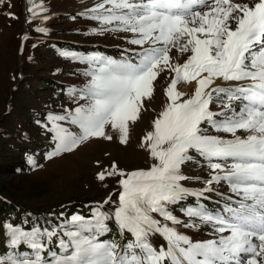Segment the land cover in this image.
Segmentation results:
<instances>
[{
    "label": "snow or ice",
    "instance_id": "6c2138e0",
    "mask_svg": "<svg viewBox=\"0 0 264 264\" xmlns=\"http://www.w3.org/2000/svg\"><path fill=\"white\" fill-rule=\"evenodd\" d=\"M28 4L31 18L46 11L38 0ZM90 11L102 30L131 33L127 42L139 50L135 59L73 57L90 66L84 73L90 79L70 94L88 103L48 114L42 127L56 145L49 159L92 138L112 140L108 125L126 144L129 123L139 119L160 73H174L166 88L168 104L143 141L153 165L125 173L112 164L97 173L101 182L122 177L114 219L133 240L123 247L98 241L113 219L100 206L91 218L73 215L57 228L3 225L9 247L27 246L31 254L14 251L0 256V264H264V0H102ZM173 48L190 55L182 64L173 62ZM181 85H192V91ZM214 103L220 111L212 110ZM204 125L232 138L210 135ZM193 151L211 169L206 187L195 191L184 186L189 178L182 172ZM221 182L238 199L216 193L225 201L219 211L203 203L188 207L184 215L191 219L185 223L170 210L187 197L210 199L206 194ZM170 224L196 229L203 224L218 236L194 241ZM157 234L166 248L151 243ZM53 239L59 251L48 248Z\"/></svg>",
    "mask_w": 264,
    "mask_h": 264
},
{
    "label": "rangeland",
    "instance_id": "374dc122",
    "mask_svg": "<svg viewBox=\"0 0 264 264\" xmlns=\"http://www.w3.org/2000/svg\"><path fill=\"white\" fill-rule=\"evenodd\" d=\"M44 3L48 9L54 11V18L49 20L41 12L33 18V24L28 19V0H5L0 6V199L5 200V203L19 213L9 215V219V216H0V256L5 246L9 245L3 225L12 223L25 230H30L33 226L57 228L67 224L71 216L82 215L75 212L77 207L84 210L90 207L94 212L97 207L102 206V210L113 215V219L108 223L123 234L121 246H124L126 239L129 242L133 240L130 234L119 228L114 219L121 193L119 181L122 177L111 176L101 182L97 179V173L109 171L112 164H116L118 169L125 173L147 170L153 165L154 161L143 141L146 134L152 130L153 121L168 104L166 88L174 76V73L167 70L160 73L154 82L151 99L145 98L143 101L139 119L135 123H129L126 144L120 142L119 133L108 125L106 132L113 136L112 140L92 138L73 152L62 153L49 159L56 145L52 134L42 127L48 123V114H64L66 109H75L88 101L80 99L79 95H72L69 91L63 93L60 89L37 80L52 76L57 81L66 82L80 90L90 79L84 75L90 70V66L69 64L53 58H48L43 63L40 60V52H37L40 49L37 41L28 42L27 49L25 47L26 55L24 53L25 56L21 60V46L27 30L31 39L34 38L33 34L37 33L44 38L55 37L93 45L104 51L111 50V57L117 60L124 57L135 59V51L139 49L127 42L132 38L131 33L102 30L101 22L91 19V11L84 10L79 0H45ZM9 14H14L18 19L10 18ZM38 27L47 31L38 32ZM170 55L173 62L182 64L190 53L182 54L173 48ZM35 61H38V64H35ZM40 67H46L47 70ZM58 70L62 74L55 76L54 72ZM28 85H31L30 92L24 91ZM17 88H20L18 92ZM211 107L213 111H220L215 103ZM71 127L73 131H78L75 126ZM207 131L210 135L232 138L230 134L216 132L211 127H207ZM190 154L194 159L182 167L183 174L189 178L184 182V186L194 191L202 190L206 187L204 181L210 178L211 169L208 162L198 153L193 151ZM29 158L35 161L34 165L28 162ZM212 187L216 191L206 194L210 199L187 197L170 206V210L188 223L191 218L184 215V210L188 207L201 203L217 211L223 207L225 201L216 193L232 196L233 200L238 199L226 182L213 184ZM157 218L162 219L158 216ZM195 222L200 223L198 220ZM174 227H178L179 232L194 241L214 239L218 236L210 226L203 224L199 229L183 225ZM151 243L156 248L167 247V241L158 234L151 237Z\"/></svg>",
    "mask_w": 264,
    "mask_h": 264
},
{
    "label": "trees",
    "instance_id": "16d2710c",
    "mask_svg": "<svg viewBox=\"0 0 264 264\" xmlns=\"http://www.w3.org/2000/svg\"><path fill=\"white\" fill-rule=\"evenodd\" d=\"M39 34L34 33L33 36L34 38H30L27 43H26V49L28 47V42L31 41H37L40 44V49L37 50V52H40V60H42L43 63L48 58H53V59H58L61 62L69 63V64H86L83 63L81 59L77 58H87V57H92V56H105V57H110L113 55V51H104L103 49L100 50L98 47H93V45H86L82 43H74L73 41L70 40H65V39H55L54 38H44L41 36H38ZM37 36V37H35ZM25 53V52H24ZM65 53L69 55H65ZM26 55V53H25ZM23 54V56H25ZM37 56V53H36ZM77 57V58H73ZM38 58V56H37ZM50 61V60H49ZM35 64H38V61H35ZM88 65V64H87ZM42 70H47L45 69L46 67H40ZM55 76L61 75V71L58 70V72H54ZM42 80V83L47 84L48 86L60 89L63 91V93L70 90H79L78 88L76 89L73 85H70L66 82L62 81H57L54 77H48L47 79L45 77H42V79H38L37 81L39 82ZM30 87L31 85H28L27 87L24 88V91L27 90L30 92ZM22 88V86L20 87ZM20 88H17V92L20 90ZM54 140V139H53ZM1 198V197H0ZM7 200V199H6ZM5 200L0 199V216H6L8 217L9 215H14V214H19L18 210H15L11 206L8 205V203H5ZM12 204V203H11ZM90 207L87 208V210H84L82 207H77L75 209V212L78 214H82L85 218H91L92 217V212L93 209H89ZM10 216L8 217V219ZM109 224V231L107 233H102L100 234L97 239L100 242H105V243H116L117 245L121 246V239H122V233L118 232L116 230V227L112 225L111 223ZM67 239L66 237H64ZM129 242L128 239L123 243L126 245ZM48 248L53 250V251H59L58 248V242L56 239H53L51 243L48 244ZM16 251L17 253H29L31 254V250L27 246H21L19 249L14 250L9 247V245L5 246V249L2 251V256H7L11 253ZM45 256L47 258V253H45Z\"/></svg>",
    "mask_w": 264,
    "mask_h": 264
},
{
    "label": "bare ground",
    "instance_id": "6f19581e",
    "mask_svg": "<svg viewBox=\"0 0 264 264\" xmlns=\"http://www.w3.org/2000/svg\"><path fill=\"white\" fill-rule=\"evenodd\" d=\"M44 1L45 0H38V2H41L43 4L44 8L46 9V11H43L41 14H44L46 17H48L47 19L51 20V19L54 18L53 14H52L54 11L51 10V9H48L46 7V4L44 3ZM79 2L83 4V6H84L83 9L84 10H89L90 11L93 7H95L96 4L102 2V0H79ZM248 2L252 3V2H254V0H248ZM28 19L29 20L31 19V22H30L31 24L34 23L33 18H31V17L29 18L28 17ZM216 83L217 84H222L224 82H222L220 80H217ZM228 83L229 84H235L236 82H228ZM180 87H181L182 91L191 92L193 86L192 85H181Z\"/></svg>",
    "mask_w": 264,
    "mask_h": 264
},
{
    "label": "water",
    "instance_id": "95a60500",
    "mask_svg": "<svg viewBox=\"0 0 264 264\" xmlns=\"http://www.w3.org/2000/svg\"><path fill=\"white\" fill-rule=\"evenodd\" d=\"M27 29V28H26ZM27 39L24 38L23 42H22V46H21V52H20V59L22 60L23 57V52L25 49V45L27 43V41L31 38V35L29 33V31L27 30V35H26Z\"/></svg>",
    "mask_w": 264,
    "mask_h": 264
}]
</instances>
